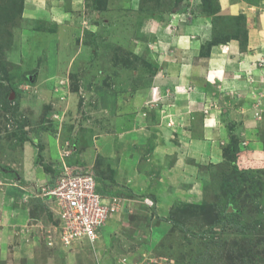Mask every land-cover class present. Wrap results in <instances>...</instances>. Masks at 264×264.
I'll use <instances>...</instances> for the list:
<instances>
[{"label":"rangeland","instance_id":"1","mask_svg":"<svg viewBox=\"0 0 264 264\" xmlns=\"http://www.w3.org/2000/svg\"><path fill=\"white\" fill-rule=\"evenodd\" d=\"M72 1L62 0L72 16L61 42L71 64L62 69L60 65L58 81L46 77L51 34L42 33L56 30V21H27L22 12L25 0H0V264H264L262 97L247 102L254 104V110L246 106L245 114L257 120L249 126L235 121L239 115L232 117L218 108L228 133L219 144L220 158L203 161L202 153L184 152L190 175L193 171L198 180L169 183L163 171L174 164L177 154L165 158L155 152L153 136L140 142L126 135L132 134V96H146L159 70L149 50L137 52L130 41L138 15L139 24L155 20L156 12L181 10L176 1L182 0H141L136 10L129 9L130 0L111 9L106 7L108 0H82L77 9ZM211 1L213 40L237 39L243 52L248 51L246 15H226L219 0ZM24 30L40 33L37 41L31 36L38 44L35 54L21 47L19 34ZM30 51L31 58L21 56ZM218 89L208 92L217 98L232 92ZM105 94L123 103L101 102ZM137 106L136 113L146 124L160 118L152 110L156 104ZM203 116L191 115L193 133L200 129ZM27 143L37 149L36 165L53 171L44 170L47 180L42 186L55 184L69 168L91 174L101 191L119 199L118 211L98 240L62 242L53 204L35 197L25 201L23 159L27 153L32 156L24 151ZM139 182L144 189L138 188ZM26 213L35 226L23 225Z\"/></svg>","mask_w":264,"mask_h":264},{"label":"crops","instance_id":"2","mask_svg":"<svg viewBox=\"0 0 264 264\" xmlns=\"http://www.w3.org/2000/svg\"><path fill=\"white\" fill-rule=\"evenodd\" d=\"M73 1L74 9L83 3L82 0ZM120 1L122 0H108L106 7L116 8V4H120ZM140 1L130 0L129 9H138ZM219 1L224 14L232 17L246 15L250 36L248 51L243 52L237 39H230L224 43L213 40L214 25L210 19L213 15L203 11L202 0L176 1L179 7H183L181 10L173 9L164 15L156 12L155 20L144 21L142 24H139L141 19L138 15L133 33L135 35L132 38L134 40L130 41V47L137 52L147 48L148 54L158 64L159 70L154 77L155 84L148 89L146 96L136 94L132 96V105L129 104V107L135 122L129 123V131L132 134L127 132L126 135L139 139L140 142L147 141L148 137L153 136V141L157 144L155 152L158 154L162 152L165 158L171 154H177L174 164L167 168L168 171H163L169 173L165 174L166 177L168 176L169 183H195L198 180L196 174L192 176L193 171L190 175L191 166L187 164L188 156H185L184 152L202 153L200 158L201 160L205 158L203 161L211 159L218 161L220 158L219 144L228 138V133L222 125L225 124V119L218 114V108H222L223 114L230 113L232 117H235L232 113L239 115L240 118H234L235 121L246 126L257 123L256 118L245 114L246 106L253 107L254 110V104L251 102L247 105V102L252 101L257 95L262 97L260 101L264 108V62H262L264 59V3L254 4L249 0ZM63 5L62 0H25L22 10L23 17L27 21H56V30L51 33H42L51 34L47 39L45 53V65L48 67L46 77L58 81L61 78L60 65L62 69V65L71 64L68 57L63 54L67 48L61 42L63 31L71 26L72 16L70 12L64 10ZM160 16L163 18L161 19ZM39 34L35 31L33 33L29 30L22 31L19 34L21 47H24L26 51L31 48L32 54H35L38 44L31 40V36L33 35V39L37 41ZM31 51L21 56L31 58L29 55ZM249 67L252 70L250 72H248ZM177 86L181 89L175 92L174 89ZM220 87L228 88L232 92L228 95L229 91H224V95H217L219 99L208 92V89H216L219 92ZM155 97L159 99L156 98L154 101ZM107 99L116 104L123 103L106 94L103 95L101 102H108ZM221 99L224 103H221ZM241 99H244L245 103L241 102ZM147 101L156 104L157 108L152 110L160 115L154 123L146 124L143 116L135 110L137 105ZM193 113L204 114L199 124L200 129L195 128L194 133L190 128ZM171 118L173 123L169 124ZM24 151L25 153L31 151L32 154L30 157L29 153H24L23 159V177L28 183L27 187H23L24 193L25 191L28 193L26 201L30 197L38 198L37 190L47 179L43 173L44 169L41 170L43 167L36 165L37 149L30 147L27 143ZM197 162L201 163L199 160ZM136 167L133 163L132 168L136 169ZM137 175L140 174L137 173ZM118 176L120 177L119 174ZM119 177L118 180H120ZM163 179L166 180L165 177ZM141 180L145 181L142 176ZM30 183H32L31 188ZM142 185L144 184L138 187L140 190L144 189ZM18 188L22 189V187ZM14 190L15 187L12 191ZM26 215L28 217L23 218V225L27 226L31 223L35 226L30 214L26 213Z\"/></svg>","mask_w":264,"mask_h":264},{"label":"built area","instance_id":"3","mask_svg":"<svg viewBox=\"0 0 264 264\" xmlns=\"http://www.w3.org/2000/svg\"><path fill=\"white\" fill-rule=\"evenodd\" d=\"M36 195L53 204L59 216L60 240L66 244L80 239L98 240L120 206L118 198L98 192L91 174L69 168L55 184L40 187Z\"/></svg>","mask_w":264,"mask_h":264},{"label":"trees","instance_id":"4","mask_svg":"<svg viewBox=\"0 0 264 264\" xmlns=\"http://www.w3.org/2000/svg\"><path fill=\"white\" fill-rule=\"evenodd\" d=\"M202 2H203V5L201 7H202L203 11H206V12L211 13V10L210 9H213L212 8V3L213 2L211 0H202ZM39 150H40L39 158H40V160H42L43 159V155H42L41 151L43 150V148L42 147H39ZM42 167H43V169L45 170V172L47 174H51L53 172L52 169L50 167L46 166V165H43ZM97 190H98L99 193H101L103 195H106L104 193V191H101V189H100L99 186H97ZM106 196H108V195H106ZM38 199L43 200L42 198H39V197H38ZM241 227L244 228V229H247V227H243V226H241Z\"/></svg>","mask_w":264,"mask_h":264}]
</instances>
